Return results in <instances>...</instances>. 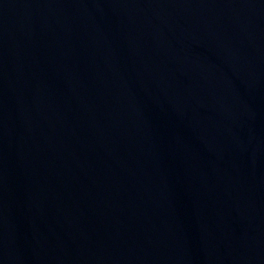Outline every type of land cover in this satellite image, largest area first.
Masks as SVG:
<instances>
[{
	"label": "water",
	"instance_id": "obj_1",
	"mask_svg": "<svg viewBox=\"0 0 264 264\" xmlns=\"http://www.w3.org/2000/svg\"><path fill=\"white\" fill-rule=\"evenodd\" d=\"M0 264H264V0H0Z\"/></svg>",
	"mask_w": 264,
	"mask_h": 264
}]
</instances>
